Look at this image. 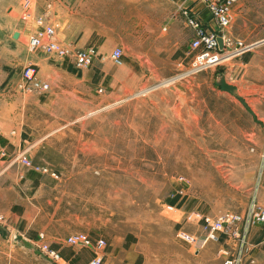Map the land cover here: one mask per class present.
I'll return each mask as SVG.
<instances>
[{
  "label": "rangeland",
  "instance_id": "rangeland-1",
  "mask_svg": "<svg viewBox=\"0 0 264 264\" xmlns=\"http://www.w3.org/2000/svg\"><path fill=\"white\" fill-rule=\"evenodd\" d=\"M26 1L0 0V141L11 135L17 151L5 161L27 173L16 159L27 155L29 176L41 179L15 189L29 195L41 231L138 238L175 225L201 239L205 218L245 214L252 202L264 207L257 199L264 184V45L246 42L252 56L241 67L231 40L219 65L187 74L202 48L186 41L161 48L144 33L163 19L152 0ZM40 15L68 55L29 48ZM182 26L193 40V29ZM115 48L122 50L119 65L111 59ZM75 50L87 51L92 63L77 66ZM29 63L48 90L19 88ZM223 235L222 264L223 248L236 246ZM249 239L254 262L242 264H256L262 249ZM210 241L185 240L193 252Z\"/></svg>",
  "mask_w": 264,
  "mask_h": 264
},
{
  "label": "crops",
  "instance_id": "crops-1",
  "mask_svg": "<svg viewBox=\"0 0 264 264\" xmlns=\"http://www.w3.org/2000/svg\"><path fill=\"white\" fill-rule=\"evenodd\" d=\"M151 7L162 10L158 14L163 19L153 21V25L147 27L144 33L155 35L161 48L168 49L171 46L179 49L180 43L184 41L190 46V29L180 27L181 23H186L193 29L195 36L196 30L188 22L190 17L200 20L206 30L220 31L218 23L200 0H152ZM181 7L183 8L180 11ZM231 14L229 26L222 30L226 38L244 43L257 42V46L264 45V0H237L231 8ZM162 25H165L164 29ZM14 32L15 30L12 35ZM181 47L184 48V45ZM248 52L235 55L237 66L248 65L252 56ZM9 138L13 137L6 136L0 141V264H90L94 254L89 248L68 246L64 243V238L70 233L46 231V240L52 248L60 252L62 259L54 261L41 252L38 246L39 234L44 231L36 223L38 211L32 208L29 195L16 192L15 189L21 186L29 188L42 182L40 178L34 181L29 176L31 168L25 167L27 173L20 172V168H12L13 163L5 161L8 155L17 151V147L13 146L16 145L15 142ZM18 164L22 165L19 161ZM257 199L264 204V184L259 185ZM182 233L188 232L183 229L181 232L176 231L174 225L166 233L151 232L138 238L130 235L105 238L108 245L102 264H222L218 251L225 244V235L219 241H210L202 250L193 252L191 245L182 239ZM90 236L94 240L99 237L93 234ZM251 238L256 245L263 243L257 263L264 264L263 229L253 228Z\"/></svg>",
  "mask_w": 264,
  "mask_h": 264
},
{
  "label": "built area",
  "instance_id": "built-area-1",
  "mask_svg": "<svg viewBox=\"0 0 264 264\" xmlns=\"http://www.w3.org/2000/svg\"><path fill=\"white\" fill-rule=\"evenodd\" d=\"M200 2L208 9L211 16L215 19L220 27L219 30H206L202 27L200 20L190 17L188 22L196 30V37L191 41L190 46L193 50H202L198 52L191 64L188 73L201 71L211 65H218L223 60L222 52L231 48L233 42L222 34V30L229 26L232 14L231 8L237 0H200ZM29 5V0L25 2V6ZM187 13V12H186ZM32 13L27 12L26 17H31ZM38 29L29 35V48L39 53L54 54L58 57H64L71 52L65 44H62L56 38V29L46 20L45 15L35 18ZM223 38L224 47L219 48L218 37ZM253 45H247L242 41L236 42L234 47L235 54L250 50ZM121 48H115L111 53V59L117 65L122 61ZM74 57L76 65L79 67L89 66L93 57L85 50H75ZM50 84L43 82L38 77L37 64L29 63L21 72V80L18 83L21 89H30L35 92H43L50 88ZM16 159L26 167H33L31 159L27 155L19 154ZM39 169V168H37ZM2 217H0V220ZM202 232L203 238L192 236L188 233H182V238L202 246L208 240L218 241L222 234H227L230 240L235 241L234 247L223 248L225 256L224 264H242L245 260L254 262L255 245L250 243L251 226L259 224L264 231V207L252 202L245 214L239 212H224L215 219L205 218L203 221ZM64 243L68 246L87 247L94 254L90 264H102L103 255L107 246L105 238L99 237L95 240L88 233L75 232L65 237ZM192 243V244H193ZM230 245V244H229ZM41 252L49 259L58 261L62 259L60 252L51 247L46 240V234H39V244Z\"/></svg>",
  "mask_w": 264,
  "mask_h": 264
},
{
  "label": "water",
  "instance_id": "water-1",
  "mask_svg": "<svg viewBox=\"0 0 264 264\" xmlns=\"http://www.w3.org/2000/svg\"><path fill=\"white\" fill-rule=\"evenodd\" d=\"M18 36H19V32H17V31L14 32L13 37L18 38ZM218 43H219V48L222 50L224 47V44H223V38L221 36L218 37ZM222 68H223V66L220 67V69H222Z\"/></svg>",
  "mask_w": 264,
  "mask_h": 264
},
{
  "label": "bare ground",
  "instance_id": "bare-ground-1",
  "mask_svg": "<svg viewBox=\"0 0 264 264\" xmlns=\"http://www.w3.org/2000/svg\"><path fill=\"white\" fill-rule=\"evenodd\" d=\"M220 63H218V65H219Z\"/></svg>",
  "mask_w": 264,
  "mask_h": 264
},
{
  "label": "trees",
  "instance_id": "trees-1",
  "mask_svg": "<svg viewBox=\"0 0 264 264\" xmlns=\"http://www.w3.org/2000/svg\"><path fill=\"white\" fill-rule=\"evenodd\" d=\"M175 200V199H174Z\"/></svg>",
  "mask_w": 264,
  "mask_h": 264
}]
</instances>
